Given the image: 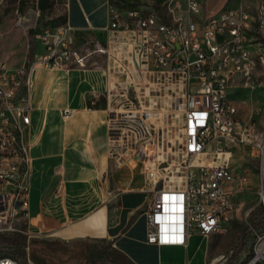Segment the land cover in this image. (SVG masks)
<instances>
[{"label": "built area", "instance_id": "2783aa9c", "mask_svg": "<svg viewBox=\"0 0 264 264\" xmlns=\"http://www.w3.org/2000/svg\"><path fill=\"white\" fill-rule=\"evenodd\" d=\"M204 4H111L104 39L78 46L68 24L46 26L37 36L44 45L37 62L13 68L0 60V234L38 237L29 232L26 143L34 67L87 69L95 56L105 58L110 80L100 96L107 104L110 158L119 165L140 164L152 185L145 212L149 243L185 245L194 233L227 230L236 211L234 185L252 175L250 169L237 174L230 167L231 150L238 147L256 153L264 207V129L258 127L264 119L259 108L242 118L229 98L236 78L264 70V0L254 12L223 8L207 16ZM16 25H23L21 15ZM174 114L183 118L182 159L175 169L170 131L165 132L166 118ZM210 151L222 162L207 164L202 158ZM0 264L20 262L2 257ZM25 264L36 263L28 257ZM249 264H264V230L257 233Z\"/></svg>", "mask_w": 264, "mask_h": 264}, {"label": "crops", "instance_id": "0c3cea01", "mask_svg": "<svg viewBox=\"0 0 264 264\" xmlns=\"http://www.w3.org/2000/svg\"><path fill=\"white\" fill-rule=\"evenodd\" d=\"M24 1L19 2L23 10ZM38 1L37 25L18 26L14 19V24L0 30V60L13 68L37 62L44 53L37 36L48 21L58 17H64V23L75 30L78 46L87 40L104 39L109 6L116 4L113 0H59L62 14H51L55 0L48 1L53 6L46 11H41ZM235 2L237 7L245 5ZM126 3L148 6L154 0ZM230 4L229 0H217L210 6L205 0L204 15ZM28 12L23 11L25 16ZM91 64L87 69L69 71L34 67L32 121L26 132L31 183L29 232L67 242L106 240L136 264H209V236L194 233L185 245L177 246L148 242L145 212L153 195L152 185L140 164L119 165L110 158L107 104L100 97L110 80L103 56H95Z\"/></svg>", "mask_w": 264, "mask_h": 264}, {"label": "rangeland", "instance_id": "374dc122", "mask_svg": "<svg viewBox=\"0 0 264 264\" xmlns=\"http://www.w3.org/2000/svg\"><path fill=\"white\" fill-rule=\"evenodd\" d=\"M20 1L21 0H17V2L16 0H0V30L12 23L14 24L15 21L17 22L16 19L18 14L23 16L22 27H32L37 25L38 18H40L38 12H36L37 0H25L24 2L26 4L23 6L24 10L19 6ZM233 1L235 2L236 0H229L232 4H230V6L226 5L224 8H236L239 4H236V2L234 3ZM238 1L244 2V7L247 10L254 12L260 0ZM54 2L55 10L54 12L50 11L49 13L55 14L57 12L58 14H62V3L59 0H55ZM216 2L217 0H208L210 6H214ZM7 9L8 11H6ZM23 11H29L28 15L25 16ZM10 20L12 21L9 22ZM229 98L240 108V113L244 118H248L252 108H259V118L264 119V70L259 68L250 78H236V80L231 84ZM182 121V116L178 114H174L173 116L170 115L166 118V123L169 124V127L166 124L165 132L167 131V128L170 131L168 133V137L169 140H171L169 145L173 146L172 152L174 155H171V159L173 158L174 160V169L182 159V155L178 154L179 149L182 147V136L180 133ZM258 127L260 130L264 129L263 125H259ZM250 151L251 148L249 146H247L246 149L238 147L231 150L232 154L230 167L232 170L238 174L250 169L252 175L247 181L238 182L234 185L236 191V211L231 223L227 227V230L223 233L213 234L208 237L209 264H249L252 259V257L247 255L245 250L241 249V241L250 218L255 216L258 220H264V207L261 199V175L258 166V159L256 157V153L252 155L248 154ZM202 159L206 161L207 164L210 163L213 165L219 164L223 160L222 157L220 160L214 158L212 151H210L209 155L203 156ZM263 230L264 227H261L259 232ZM33 239L55 240L57 238L54 236H38L31 237L29 240ZM76 242L77 241H71L67 243L70 247H74ZM96 242L104 245L109 243L106 240H99ZM247 243V246L253 249L255 240L253 237H250ZM30 250L31 249L29 248V254ZM2 257H7V255L0 251V258ZM67 258V256H63L60 257V260L63 261ZM53 264L61 263L57 261ZM65 264H82V261L78 258L77 260H71Z\"/></svg>", "mask_w": 264, "mask_h": 264}, {"label": "trees", "instance_id": "16d2710c", "mask_svg": "<svg viewBox=\"0 0 264 264\" xmlns=\"http://www.w3.org/2000/svg\"><path fill=\"white\" fill-rule=\"evenodd\" d=\"M49 0H39L38 6L41 11L53 6ZM128 0H113L118 5H128ZM162 0H156V6L161 7ZM57 19V20H56ZM48 21V26H59L64 23V17H58ZM263 212V210H262ZM264 227V220H258L255 216L250 218L241 241V249L247 252L249 257L253 256V249L247 246L250 237L256 239L259 229ZM30 248V254L28 253ZM0 251L25 264L30 257L36 264H53L59 261L65 264L71 260L80 258L82 264H136L123 252L118 250L112 242L107 245L98 242L77 241L74 247H70L67 242L60 239L46 240L33 239L20 233L0 234ZM81 253V254H80ZM67 256L66 260L61 261L60 257Z\"/></svg>", "mask_w": 264, "mask_h": 264}, {"label": "water", "instance_id": "95a60500", "mask_svg": "<svg viewBox=\"0 0 264 264\" xmlns=\"http://www.w3.org/2000/svg\"><path fill=\"white\" fill-rule=\"evenodd\" d=\"M166 164H163V166H165Z\"/></svg>", "mask_w": 264, "mask_h": 264}]
</instances>
